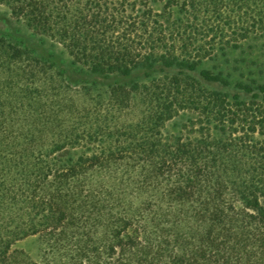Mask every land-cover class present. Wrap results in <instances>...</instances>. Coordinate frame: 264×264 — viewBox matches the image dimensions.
Segmentation results:
<instances>
[{
  "label": "trees",
  "instance_id": "trees-1",
  "mask_svg": "<svg viewBox=\"0 0 264 264\" xmlns=\"http://www.w3.org/2000/svg\"><path fill=\"white\" fill-rule=\"evenodd\" d=\"M163 1L0 0L109 81L0 36V264H264V86L201 67L264 36V0Z\"/></svg>",
  "mask_w": 264,
  "mask_h": 264
},
{
  "label": "rangeland",
  "instance_id": "rangeland-1",
  "mask_svg": "<svg viewBox=\"0 0 264 264\" xmlns=\"http://www.w3.org/2000/svg\"><path fill=\"white\" fill-rule=\"evenodd\" d=\"M162 5V2H158L154 4V9L159 10ZM0 36L22 48H27L34 55L52 60L56 68L64 71L63 76L71 85L87 80L91 88L90 98L104 102L108 101L106 88L108 80H98L80 75L72 66L71 58L60 45L49 40H42L38 36L33 35L23 24L12 18L7 8L3 5H0ZM218 47L216 46L213 58L202 63V68H208L214 72L221 71L224 76L228 77L232 86L236 84H246L254 88L256 86H264V36L252 35L248 39L241 41L235 48L227 47L223 54ZM92 81L95 82L93 83ZM120 82H124V79H120ZM91 83L93 84L91 85ZM210 88L225 91L217 86H210ZM244 98L248 99L249 97L244 96ZM188 116V114H182L171 120L166 124L164 132L166 134H176ZM82 151L83 149H75L62 155L74 156ZM12 249L23 251L32 260L40 261L41 248L37 236H29L17 241L12 246Z\"/></svg>",
  "mask_w": 264,
  "mask_h": 264
}]
</instances>
